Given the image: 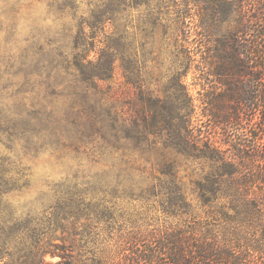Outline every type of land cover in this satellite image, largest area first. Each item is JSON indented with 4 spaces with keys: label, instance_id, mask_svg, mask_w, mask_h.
I'll list each match as a JSON object with an SVG mask.
<instances>
[{
    "label": "rangeland",
    "instance_id": "374dc122",
    "mask_svg": "<svg viewBox=\"0 0 264 264\" xmlns=\"http://www.w3.org/2000/svg\"><path fill=\"white\" fill-rule=\"evenodd\" d=\"M259 18L264 0H0V247L30 261L58 223L54 243L76 250L68 263L170 264L167 239L189 254L194 237L236 231L217 211L228 198L203 206L195 189L209 166L147 127L157 117L216 145L238 137L210 53L228 31L258 45ZM111 49L118 61L100 81ZM188 66L190 123L176 112L189 109L176 90ZM254 232L264 242L263 220Z\"/></svg>",
    "mask_w": 264,
    "mask_h": 264
},
{
    "label": "trees",
    "instance_id": "16d2710c",
    "mask_svg": "<svg viewBox=\"0 0 264 264\" xmlns=\"http://www.w3.org/2000/svg\"><path fill=\"white\" fill-rule=\"evenodd\" d=\"M227 16V13H223L221 18L214 20L216 24L224 22L228 19ZM201 28L205 30L203 26ZM240 32L234 31L231 34L228 31L223 37H218V48L210 53L214 61V64H210L213 65L212 75L225 89L228 101L237 105L233 109L234 113L227 116L223 123H238L241 128L240 134H236L238 137L216 145L214 142L209 143L208 137H204L202 133L192 134L190 128H163L165 120L158 121L157 117H153L152 125L147 127L149 135L161 136L160 133L164 131L169 133L167 139H164L165 147L175 150L177 155L188 161H202L204 166H209V171L195 183L199 198L203 206L212 204L222 196L228 198L225 203L226 212L221 208L217 211L225 216L228 223L233 224V228L236 225L239 228L227 237L224 236V240L215 236L208 237L206 233L202 238L194 237L191 244L188 243L191 249L189 254L179 237L175 235L167 239L170 264H264V242L259 243L254 232L261 227L262 220L264 223V213L260 214L264 212V33H261V42L258 45L247 46L238 37ZM190 37L191 34L186 36L188 42ZM113 52L114 49L106 53L102 51L100 55L98 65L100 69L103 68L100 81L111 78L110 74L118 61ZM190 69L188 66L184 73L176 76L177 99L185 100L189 108L186 114L181 115L184 108L178 104L177 118L182 120L185 116L188 123L192 121L195 112L184 84ZM248 79L253 84H248ZM154 106L158 107V104L147 96L146 107L151 111ZM170 132H175L176 135ZM169 137H174L175 141L168 139ZM168 168L171 173L173 166ZM60 226L59 228L57 223L49 229L48 237L41 241L30 261L14 260L13 253L7 251L3 244L0 247V264H76L75 261L67 262L68 255L76 250L54 243V240H59L57 232L60 229L66 231L65 224ZM241 227L254 231L246 237L248 231H243ZM47 255L52 258L59 257L60 261L47 262Z\"/></svg>",
    "mask_w": 264,
    "mask_h": 264
}]
</instances>
